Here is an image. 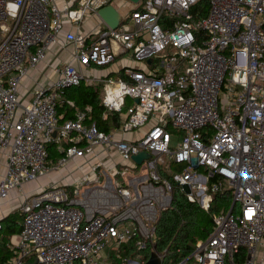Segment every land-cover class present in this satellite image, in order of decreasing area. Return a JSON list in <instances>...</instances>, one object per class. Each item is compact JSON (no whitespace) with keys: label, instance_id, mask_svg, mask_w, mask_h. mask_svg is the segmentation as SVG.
Here are the masks:
<instances>
[{"label":"built area","instance_id":"1","mask_svg":"<svg viewBox=\"0 0 264 264\" xmlns=\"http://www.w3.org/2000/svg\"><path fill=\"white\" fill-rule=\"evenodd\" d=\"M113 1L0 0V201L16 190L23 195L22 185L76 158L87 169L69 186H49L23 200L21 232L10 237L13 255L5 264H148L152 254L158 264H258L264 0H208L203 18L192 14L199 0H138L128 12L118 11L111 29L97 13ZM90 17L101 26L83 32ZM61 36L59 53L72 49L54 67L57 79L22 104L23 79ZM120 57L145 68L94 76ZM84 81L101 87L106 112L121 114L117 130L85 125V112L59 127L65 90ZM135 132L134 139L120 137ZM55 141L68 147L49 167L47 146ZM142 152L148 158L137 164L132 157ZM173 185L205 212L225 190L233 200L228 212L213 217L210 235L177 263L154 248Z\"/></svg>","mask_w":264,"mask_h":264},{"label":"trees","instance_id":"2","mask_svg":"<svg viewBox=\"0 0 264 264\" xmlns=\"http://www.w3.org/2000/svg\"><path fill=\"white\" fill-rule=\"evenodd\" d=\"M207 11L208 0H199L192 9V14L195 18H203ZM200 37H203V34H197L198 42ZM101 93L99 85L71 87L65 90L62 102L70 107L68 112L74 109L85 112L86 122H95L99 130L108 132L119 128L122 118L121 114L105 111L101 104ZM63 108V106L58 107V111ZM87 108L89 111L86 110ZM104 114H106L105 119ZM231 205V191L225 190L214 196L209 211L205 212L197 204L187 201L181 189L173 185L171 206L161 213L157 223L155 250L158 253L165 252L167 262L181 261L189 255L195 242L205 240L213 231V217L222 211L228 212ZM17 217L21 220L19 221ZM21 221L20 213H11L0 220V264H5L7 261L9 255L7 244L11 236L21 232ZM243 260V257H238V261Z\"/></svg>","mask_w":264,"mask_h":264},{"label":"crops","instance_id":"3","mask_svg":"<svg viewBox=\"0 0 264 264\" xmlns=\"http://www.w3.org/2000/svg\"><path fill=\"white\" fill-rule=\"evenodd\" d=\"M119 5L123 6V13L128 12L131 8H132V4L128 1H121L119 2ZM117 11H121L120 8L114 7ZM88 25V22H86L84 24L83 27H86ZM70 29V26L66 23L64 25V31H67ZM63 31V32H64ZM62 36L60 37L59 41L57 43H55L50 47V52H52V54L50 55L49 59H45L44 62H42L41 64L38 65V67L35 70H32L28 73V75L23 79L21 86H20V94H19V99L20 102L22 104H26L30 97L32 92L34 91L35 88L39 87V86H47V85H51L56 79H57V75L54 71V67L57 66L59 59H55L56 62L52 61V57L58 52V56L59 54L62 55L63 57L68 58V53L70 52V50L72 49L71 46H66L64 50H62V52L59 53L60 49L64 46V43L62 41ZM54 50V52H53ZM126 67H132V68H137V69H144V65L141 63H135L131 60H129L128 58L125 57H120L118 58V60L112 64L111 66L107 67V68H103V69H97L94 71V76L97 78H102V77H107V76H111V77H121L123 76L122 69L126 68ZM81 85L86 86V85H97L96 83L94 84H89L87 82H82ZM100 87V86H99ZM63 101V100H62ZM130 102V101H129ZM61 105V106H60ZM70 105H72V103H70ZM64 107L61 111H58L59 113V127L66 121V120H72L70 119L71 117H75V115L79 112L76 111V109L72 110V111H67L70 109V107H68L67 105H65L64 102H61L59 104V107ZM68 112V114H67ZM67 115V116H66ZM66 116V118H64ZM85 125H88L89 122H84ZM118 129V128H117ZM115 129V130H117ZM114 130V131H115ZM144 132V130H143ZM120 137H123L124 139L130 140V139H134L136 137H138V134L136 133V136H134V133H129V134H125L123 136L120 135ZM83 143V142H82ZM81 143V144H82ZM80 144V145H81ZM82 145H85L84 143ZM60 147V148H59ZM68 147V144L64 141H55L50 143L47 146L48 149V164L49 167H53L55 165H57L58 160L60 159V157H62L64 155V151L61 149H66ZM72 161L81 163V164H85V161L81 158H76ZM0 164H2L3 166V173L0 175V179L2 178L3 174H4V159L3 156L0 154ZM64 167V166H63ZM61 168V167H60ZM60 168L53 170V171H58ZM52 170V169H50ZM79 175L77 177L74 178L75 180H78L82 174L84 172H82L81 169H79ZM51 171H49L46 175H44L43 177L40 178H45ZM37 180V179H36ZM67 183L64 184L61 187L64 186H69L72 183ZM46 185V183H42L41 180L37 181V182H30V183H26L24 185H22L21 190L23 192V195L19 194V192L13 191L12 193H10V196L8 198H11V203L8 205V207H3L0 208V220L4 217H6L7 215L11 214V213H15L14 209H18V212L20 213V205L22 204L23 200L25 198L34 196L39 194L43 189H45V187L42 188V186ZM52 187H56V184L54 185H49ZM41 187V188H40ZM7 198V199H8ZM6 199V200H7ZM1 202V201H0ZM2 202H5V200H3ZM2 204H0L1 207Z\"/></svg>","mask_w":264,"mask_h":264},{"label":"rangeland","instance_id":"4","mask_svg":"<svg viewBox=\"0 0 264 264\" xmlns=\"http://www.w3.org/2000/svg\"><path fill=\"white\" fill-rule=\"evenodd\" d=\"M121 1H124V0H121ZM119 2L120 0H114L112 2V5L114 7H117V8H120L121 12H123V9L121 5H119ZM88 25L86 27H83L82 28V31L83 32H89L92 27L98 25V26H101V21L97 18V17H90L88 19ZM85 24V23H84ZM84 24L82 26H84ZM53 48V46H52ZM54 52V50H53ZM52 54V52H50V49L48 50L47 52V55H46V59H49L50 55ZM55 59H59V60H63V56L59 54L58 56V52L52 57V61L56 62ZM173 136L176 135L175 132L171 131ZM134 136H136V132L134 133ZM177 136V135H176ZM176 139H174L173 137V141H175ZM60 148V147H59ZM64 152H65V149L61 148ZM49 153V152H48ZM116 156H114L113 158H115ZM61 158V157H60ZM121 167V166H120ZM79 169L82 170V172H86V166L81 163H78V162H75V161H68L64 167H61L58 171H53V170H50L51 172L45 177V178H38L37 180H35L34 182H37L39 180L42 181V183H46V185L42 186L43 187H49V185H55L56 184V187H61L63 186L64 184H67V183H71L74 181V178L77 177L79 175ZM121 169L123 170V168L121 167ZM138 171H133L131 169H129L127 171V175L126 177H133L134 175H137V172L139 173L140 170H141V167L137 169ZM3 173V166L2 164H0V175ZM172 173V171H171ZM126 182V181H125ZM41 188V187H40ZM233 202V200H232ZM11 203V198H8L7 200H5V202H0L1 207L0 208H3V207H8V205ZM230 210V209H229ZM15 213H18V209H14ZM18 220L20 221L21 218L20 217H17ZM9 250V255L7 256V260L13 255V252L12 250L8 249ZM257 262L258 264H264V241L260 244V246L258 247L257 249ZM7 262V261H6Z\"/></svg>","mask_w":264,"mask_h":264},{"label":"water","instance_id":"5","mask_svg":"<svg viewBox=\"0 0 264 264\" xmlns=\"http://www.w3.org/2000/svg\"><path fill=\"white\" fill-rule=\"evenodd\" d=\"M130 3H137L138 0H126ZM99 19L109 28L114 29L118 26L120 21V13L113 7V6H107L105 8H102L97 13ZM151 60H149L147 63H150ZM148 158V154L145 152L139 153L138 155H135L132 157V160L136 162L137 164H140L143 159ZM26 264H36V261L32 263H26ZM148 264H158L157 260L155 259V255H151V259L149 260Z\"/></svg>","mask_w":264,"mask_h":264}]
</instances>
